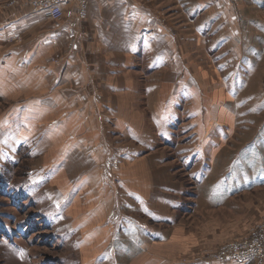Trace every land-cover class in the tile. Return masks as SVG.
I'll list each match as a JSON object with an SVG mask.
<instances>
[{"label":"rangeland","instance_id":"374dc122","mask_svg":"<svg viewBox=\"0 0 264 264\" xmlns=\"http://www.w3.org/2000/svg\"><path fill=\"white\" fill-rule=\"evenodd\" d=\"M144 4L176 38L184 63L199 80L198 97L186 93L173 105L169 118L176 126L174 133L165 140L148 130L155 149L131 164L132 170L148 175L144 181L151 196L159 184L179 188L171 197L182 202L181 208L170 209L151 198L153 208L175 217V223L161 226L172 243L162 245V253L153 245L141 258L124 253L132 243L124 241L117 229L125 230L127 222L133 221L139 230L148 219L139 208L126 207L128 198L122 190L119 193L115 177L108 184L115 196L109 232L97 239V224L104 222L110 210L104 208L97 217V171L100 166L102 179L109 183L110 175L117 172L115 154L132 145L133 139L117 134L109 140V126L97 113L98 136L91 115L80 120L83 108L68 112L73 106L59 108L43 119V125L77 116L75 122L69 120L66 131L54 134L52 130L41 146H33L28 131L13 121L15 105L31 98L16 93L19 89L8 81L1 83L5 92L0 94V264H145L149 260L157 264L152 259L159 254L163 264H188L198 257L208 263L209 255L222 244L248 234L264 219V42L251 30L243 33V39L259 48L258 56H252L245 43L239 48L231 43L217 46L213 51V39L204 40V45L194 39L195 25L208 13L192 22L179 2L146 0ZM26 9H31L26 0H0V24L8 19L6 13ZM221 35L222 31L217 37ZM29 36L18 35L8 45H0V56L12 48L27 47ZM227 50L230 55L220 56ZM245 52V57L237 56ZM136 102L144 111L145 104ZM151 103L152 99L149 107ZM69 134L83 142L63 159L71 148ZM100 142L103 154L97 163ZM116 218L120 219L117 225Z\"/></svg>","mask_w":264,"mask_h":264},{"label":"crops","instance_id":"0c3cea01","mask_svg":"<svg viewBox=\"0 0 264 264\" xmlns=\"http://www.w3.org/2000/svg\"><path fill=\"white\" fill-rule=\"evenodd\" d=\"M144 1L92 0L87 15L81 19L78 18L77 7L71 4L66 5L64 17L60 20H53L44 12L31 9L13 10L12 15L6 13L8 19L0 24V45H8L18 35L32 34L26 40L29 41L27 47L18 46L0 56V94L5 92V84L1 83L12 81L14 89H19L16 93L21 92L31 98L13 109L15 126L19 123L28 131L31 145L41 146L45 137L53 132L60 134L66 131L67 124L71 123L69 120L75 122L77 116L62 118L60 123L53 119L46 126L43 119L54 115L59 108L73 106L74 109H68V112L74 113L79 107L83 108L80 120L91 115L98 136L100 125L97 113L109 126L106 129L109 140H114L110 136L117 134L133 139L132 145L115 154L117 172L113 171L110 175L113 179L109 183L102 179L100 166L97 171V217L104 208L110 207L104 222L97 224V239L100 234H108L107 222L111 221L115 211L112 206L115 196L108 185L114 182V177L120 186L119 193L122 190L128 198L126 207L139 208L141 215L148 219L142 222L139 230L135 229L133 221L127 222L125 230L117 229L124 241L132 243L124 253L133 258L149 254L153 245H158L162 253V245L172 243L161 226L175 223V217L153 208L151 198L170 209L181 208L182 202L171 197L179 192V188L167 184H159L158 190L151 196L150 186L144 181L148 175L141 170H132L131 164L147 158L149 150L155 149L151 143L154 137L152 133H147L148 130H155L157 138L165 140L174 133L172 128L176 126H172L169 118L175 111L176 106L173 105L180 102L186 93L191 98L198 97L199 83L196 73L184 63L176 38L154 20V13ZM160 1L179 2L181 8L186 6L184 13L192 22L204 12L209 14L195 25L194 39L198 44L213 39L211 45L215 51L217 46L232 44L239 48L238 45L245 43L250 45L248 50L252 56L259 55V48L252 43L246 44L243 33L254 30L260 42H264V0ZM221 31L223 35L217 37ZM228 55L229 50L220 54L222 57ZM242 55L237 56H246ZM141 84L143 89H140ZM223 84L229 91L228 85ZM137 99L145 104L144 111L137 107ZM150 99L152 103L149 107ZM67 140L71 148L65 150L63 159L73 154L83 142L74 134H69ZM99 146L104 145L100 142L97 147V163H100V154H103V147ZM106 156L103 161L107 160ZM104 182L106 186L102 185ZM119 221V218L115 219L116 225ZM118 233L115 235L118 236ZM162 256L156 255L157 259L152 261L163 264ZM150 261L145 264H150ZM188 264L235 263H206L198 257Z\"/></svg>","mask_w":264,"mask_h":264},{"label":"built area","instance_id":"2783aa9c","mask_svg":"<svg viewBox=\"0 0 264 264\" xmlns=\"http://www.w3.org/2000/svg\"><path fill=\"white\" fill-rule=\"evenodd\" d=\"M92 0H26L34 12H44L53 20L64 17L66 5L78 9V18L87 15ZM210 261L235 264H264V219L238 239L226 242L209 255Z\"/></svg>","mask_w":264,"mask_h":264}]
</instances>
